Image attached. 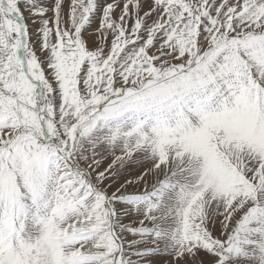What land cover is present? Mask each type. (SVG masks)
Returning <instances> with one entry per match:
<instances>
[{"label":"snow or ice","instance_id":"6c2138e0","mask_svg":"<svg viewBox=\"0 0 264 264\" xmlns=\"http://www.w3.org/2000/svg\"><path fill=\"white\" fill-rule=\"evenodd\" d=\"M0 264H264V0H0Z\"/></svg>","mask_w":264,"mask_h":264}]
</instances>
